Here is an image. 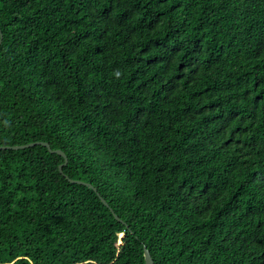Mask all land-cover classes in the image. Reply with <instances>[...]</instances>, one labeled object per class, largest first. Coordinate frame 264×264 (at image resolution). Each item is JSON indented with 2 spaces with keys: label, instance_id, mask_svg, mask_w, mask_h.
Returning <instances> with one entry per match:
<instances>
[{
  "label": "trees",
  "instance_id": "trees-1",
  "mask_svg": "<svg viewBox=\"0 0 264 264\" xmlns=\"http://www.w3.org/2000/svg\"><path fill=\"white\" fill-rule=\"evenodd\" d=\"M0 29V145L68 157L0 149V264H264V0H0Z\"/></svg>",
  "mask_w": 264,
  "mask_h": 264
},
{
  "label": "water",
  "instance_id": "water-1",
  "mask_svg": "<svg viewBox=\"0 0 264 264\" xmlns=\"http://www.w3.org/2000/svg\"><path fill=\"white\" fill-rule=\"evenodd\" d=\"M2 38H3V34H2L1 29H0V44L2 42ZM38 144H42V145L46 146L50 152L57 153V154H59L60 156H62L64 158V161L59 164V171L63 174L64 173L63 172V165H65L67 163L68 157H67L66 153L62 149H60V148H52L50 146L49 142H47V141L35 140V141L28 142V143H25V144L0 145V149H7V148L18 149V148H24V147L34 146V145H38ZM67 178H68L69 181H71L73 183L85 184V185L95 189L94 186L90 182H87V181H84V180H81V179L70 178L68 176H67ZM101 200L105 203L106 206H108V203L106 202V200L104 198L101 197ZM144 258H145L146 264H155V262H154V260H153V258L151 256L148 248H146V247L144 248Z\"/></svg>",
  "mask_w": 264,
  "mask_h": 264
}]
</instances>
